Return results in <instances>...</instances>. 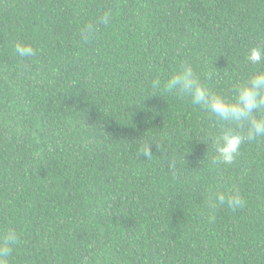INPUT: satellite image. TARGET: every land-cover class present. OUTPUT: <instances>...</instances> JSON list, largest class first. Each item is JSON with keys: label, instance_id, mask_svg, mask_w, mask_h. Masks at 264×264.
<instances>
[{"label": "trees", "instance_id": "trees-1", "mask_svg": "<svg viewBox=\"0 0 264 264\" xmlns=\"http://www.w3.org/2000/svg\"><path fill=\"white\" fill-rule=\"evenodd\" d=\"M20 44L36 55L18 56ZM252 46H264V0H0V229L20 236L10 264H264V140L217 165L223 125L151 87L190 62L232 98L264 70L245 61ZM217 190L243 206L209 210Z\"/></svg>", "mask_w": 264, "mask_h": 264}, {"label": "clouds", "instance_id": "clouds-1", "mask_svg": "<svg viewBox=\"0 0 264 264\" xmlns=\"http://www.w3.org/2000/svg\"><path fill=\"white\" fill-rule=\"evenodd\" d=\"M113 16L114 10L106 9L98 17L97 23L109 25ZM93 34V26L84 25L80 31L81 40L87 42ZM16 53L26 59L34 57L36 50L31 45L20 44L16 46ZM245 61L253 66L264 63V46L249 47ZM151 87L168 96L187 99L223 125L221 134L212 138L214 162L217 165H231L246 142L264 140V70H255L246 80L237 82L232 98H225L211 90L202 82L190 62H179L165 79L154 80ZM230 125L234 127H228ZM240 126L244 127V132L239 131ZM139 154L151 158L150 145L144 144ZM243 203L242 194L236 190H217L207 199V207L211 211L225 205L229 208L241 207ZM19 241V233L14 227L0 229V264H10Z\"/></svg>", "mask_w": 264, "mask_h": 264}]
</instances>
